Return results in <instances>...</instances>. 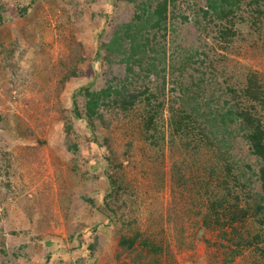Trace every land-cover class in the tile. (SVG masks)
I'll return each mask as SVG.
<instances>
[{
	"label": "rangeland",
	"instance_id": "374dc122",
	"mask_svg": "<svg viewBox=\"0 0 264 264\" xmlns=\"http://www.w3.org/2000/svg\"><path fill=\"white\" fill-rule=\"evenodd\" d=\"M175 1L186 20L176 10L164 39V106L156 121L165 135L169 109L180 105L176 76L170 75L179 57H191V67L205 60L201 67L216 97L211 106L223 107L228 89L239 92L249 74L264 86V28L249 34L239 25L241 33L223 41L219 25L203 20V0ZM0 9V264H132L140 250L147 251L144 239L169 253L163 264H264L252 248L227 262L220 230L200 225L206 208L196 185L180 187L174 179L176 167L194 170L205 161L186 148L187 138L153 147L142 130L144 106L127 114L102 109L93 126L84 119L83 92L125 76L119 58L101 44L131 19V4L0 0ZM70 72L76 76L65 80ZM232 152L245 155L237 147ZM246 164L254 167V160ZM112 175L120 178L123 194L106 206ZM187 212L186 233L178 240L176 216ZM243 229L257 231L251 222ZM135 237L129 250L120 247L122 239Z\"/></svg>",
	"mask_w": 264,
	"mask_h": 264
},
{
	"label": "trees",
	"instance_id": "16d2710c",
	"mask_svg": "<svg viewBox=\"0 0 264 264\" xmlns=\"http://www.w3.org/2000/svg\"><path fill=\"white\" fill-rule=\"evenodd\" d=\"M121 1L133 6V15L127 23L116 26L110 40L101 44V47L107 54L119 58L125 76L114 84L108 80L102 89H86L83 92L84 119L93 126V121L102 119V109L127 114L135 106H144L146 110L142 130L153 147H158L160 142L162 146L165 143L174 146L179 139L185 141L187 138L189 141L183 142L186 148L205 160L202 167L194 170L190 167L174 169L176 185H196V198L203 202L200 207L206 208L204 215L200 216L198 212L193 216H200L203 228L220 230L219 246L227 251V262L250 248L257 250L264 260V86L255 74H249L245 86L239 92L228 89V101L223 107L211 106L210 98L216 102V97L214 92H210L212 84L205 79L206 74L201 67L205 65V60L198 59L200 65L191 67V57H179L177 65H172V62L170 75L176 76L173 80L175 89L179 90L180 105L170 107V130L165 135V132L158 130L156 121L164 106V100H159L163 98L167 68L164 39L168 26L172 28L175 22L176 10L179 13L177 18H186L180 15L175 0ZM203 2L204 8L199 9L203 20L207 25H219L217 37L220 40L228 41L241 33L237 29L239 25L246 26L249 34H258L264 28V0ZM2 19L0 9V22ZM75 76L74 72H70L65 80ZM235 147L243 149L245 155L238 157L232 152ZM249 158L254 160V167L246 164ZM109 182L112 186L104 197L106 206L110 205L108 200L117 203L124 188L120 178L114 175ZM83 200L92 205V201ZM188 215L187 212L176 216V222H179L176 228L178 240L183 239L186 233L182 222ZM198 222L191 221V226L196 227ZM248 222L255 225L256 232L242 230ZM137 240L138 237L131 240L124 238L120 241L124 247H120L129 250ZM141 244L147 251H138L132 264H163V247L145 239ZM93 249L94 245H89V252ZM131 250L137 251L135 248ZM158 254L161 257L155 258Z\"/></svg>",
	"mask_w": 264,
	"mask_h": 264
},
{
	"label": "crops",
	"instance_id": "0c3cea01",
	"mask_svg": "<svg viewBox=\"0 0 264 264\" xmlns=\"http://www.w3.org/2000/svg\"><path fill=\"white\" fill-rule=\"evenodd\" d=\"M85 183H87V182H85ZM82 184H84V183H82Z\"/></svg>",
	"mask_w": 264,
	"mask_h": 264
}]
</instances>
